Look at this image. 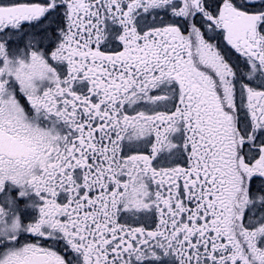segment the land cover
<instances>
[{
    "label": "snow or ice",
    "instance_id": "obj_1",
    "mask_svg": "<svg viewBox=\"0 0 264 264\" xmlns=\"http://www.w3.org/2000/svg\"><path fill=\"white\" fill-rule=\"evenodd\" d=\"M0 264H264V0H0Z\"/></svg>",
    "mask_w": 264,
    "mask_h": 264
}]
</instances>
